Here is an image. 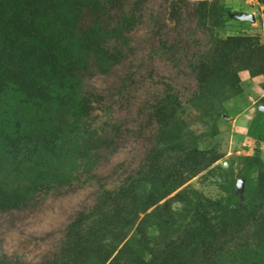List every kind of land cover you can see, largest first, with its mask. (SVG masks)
Instances as JSON below:
<instances>
[{"label":"rangeland","instance_id":"obj_1","mask_svg":"<svg viewBox=\"0 0 264 264\" xmlns=\"http://www.w3.org/2000/svg\"><path fill=\"white\" fill-rule=\"evenodd\" d=\"M53 1L19 0V8L67 20ZM127 1L145 21L131 34L136 52L127 74L117 66L89 79L84 115L0 101V264H109L104 257L124 244L119 231L129 239L139 226L144 239L114 264H264V0ZM201 1L206 18L195 11ZM179 20L188 46L163 48L157 31L177 30ZM215 39L228 43L211 51ZM213 54L218 70L207 78L194 66ZM162 102L174 104L159 119L153 107ZM59 118L64 138L114 134L115 152L91 162L68 153L51 166L42 148ZM97 231L91 250L100 259H85L82 247L60 259Z\"/></svg>","mask_w":264,"mask_h":264},{"label":"trees","instance_id":"obj_2","mask_svg":"<svg viewBox=\"0 0 264 264\" xmlns=\"http://www.w3.org/2000/svg\"><path fill=\"white\" fill-rule=\"evenodd\" d=\"M59 1L54 0L50 8L56 12L61 10L68 12V23L65 19H59L57 24L52 21L48 23L43 11H40L41 16H44L41 19L36 18L35 13L30 17L29 11L22 13L19 0H0V101L3 98L14 97L33 102L36 106L56 103L61 106L62 113L73 107L78 110L76 115H84L91 106V100L87 97L89 95L87 88L91 87L88 83L89 79L94 78L96 74L111 77L117 66H127L123 69L127 74L131 56L136 52L131 34L145 21L137 15L141 9L139 4L129 3L127 0H86L83 6L82 1L81 3L79 1L63 8L64 1L58 6ZM187 3V0H178V4ZM75 4L79 5L74 6ZM203 4V1L199 2L200 6L195 10L199 13V18H204L207 12L201 10ZM181 13L179 9H175L174 16L181 18ZM181 22L179 20L175 28L179 25L178 28L181 29ZM178 28V32L175 29L170 32L157 31L156 34L160 36L159 45L163 48L187 47L190 40ZM227 43L225 40L215 39L211 51H216L220 45ZM223 50L221 48V51ZM186 56L185 54L184 57ZM216 56L213 54L214 59L211 60L210 55L208 58L202 55L194 68L203 72L207 78L215 76L218 70ZM96 90L98 92V89ZM103 98V95L94 96L96 101ZM173 104L158 103L153 107V114L159 119L168 116L171 114ZM59 119L60 123L56 122L58 126L46 139L49 140L44 142L42 148L52 154L54 161L51 162V166H58V159L68 153L77 154L82 159L87 157L86 160L89 159L91 162L105 154L109 156L115 152L111 150V146L116 144L114 134L107 136L106 140L98 136L97 132L98 137L92 138L96 135L93 132L89 134L92 135L89 140L84 138L73 140L74 137L69 136L64 138L66 134L56 129L66 121ZM76 137H79V134ZM66 139L70 142H65ZM89 141L96 142V146L88 149ZM153 153L148 156L151 162L155 157ZM136 230L129 239L125 232L119 231V244L121 242L124 244L118 249L116 247L110 256L104 257V259H113L109 264H114L128 246L144 239L142 227L139 226ZM100 233L101 231L87 233L80 244L73 242L75 246L65 248L60 259H69L73 251H77L79 247L84 249L85 253L82 250L80 254L85 259L91 257L100 259V255L91 250L92 238ZM138 233L142 238L136 236ZM106 247L104 245L97 249ZM130 262L129 264H136L137 261ZM60 263L61 261L58 264Z\"/></svg>","mask_w":264,"mask_h":264},{"label":"water","instance_id":"obj_3","mask_svg":"<svg viewBox=\"0 0 264 264\" xmlns=\"http://www.w3.org/2000/svg\"><path fill=\"white\" fill-rule=\"evenodd\" d=\"M246 17L248 18V17H253V16H250V15H246Z\"/></svg>","mask_w":264,"mask_h":264}]
</instances>
